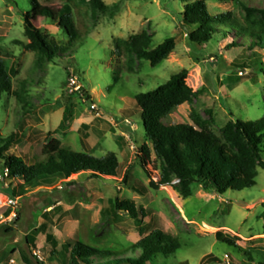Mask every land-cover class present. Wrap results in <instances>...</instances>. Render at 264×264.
Instances as JSON below:
<instances>
[{"label": "rangeland", "instance_id": "rangeland-1", "mask_svg": "<svg viewBox=\"0 0 264 264\" xmlns=\"http://www.w3.org/2000/svg\"><path fill=\"white\" fill-rule=\"evenodd\" d=\"M89 1L75 0L79 16L74 13V20L87 29L70 45L56 25L35 22L44 35L69 50L54 62L37 67L33 53L13 43L28 42L23 28V15L31 10L28 1L0 0V58L12 85L11 93L0 99V134L16 133L24 138L10 153L30 163L39 156L42 145L57 138L64 148L96 158L114 153L119 162L118 174L112 178L90 180L77 175L67 181L51 180L28 187L16 198L0 192V264H24L20 253L30 264H36L35 260L69 264V252L63 246L66 241H80L98 250H124L153 230L182 240L176 259L156 264H200L210 254L220 260L228 255L237 263L242 257L239 251L264 258V170L257 169L252 189L224 196L194 186L192 195L184 198L176 181L155 190L151 183H159L160 163L152 150L149 160L140 153L144 138L140 114L125 115L135 110L137 94L158 88L185 69L187 86L201 92L193 107L206 120L210 110L217 135L229 122H254L264 115V53L262 59L257 58V65H251L248 52L238 60L247 67L238 70L232 62L241 48L229 47L233 36L190 43L191 30L183 23L185 3L181 0H100L110 8L107 14L91 11ZM205 1L210 14L230 13L243 25V12L235 2ZM248 1L264 6V0ZM40 3L59 10L66 0ZM142 32L151 36L150 49L174 39V51L156 67L125 52L120 57L114 53L116 40ZM71 77L80 80L82 96L67 93ZM16 91L22 92L28 107L18 102L13 95ZM190 110L184 104L163 123L192 125ZM66 111L67 123L62 124ZM136 182L147 189L146 195L131 190ZM19 185L14 181L12 187L16 191ZM6 187L0 175V190ZM8 197L14 206H8ZM115 199L133 202L142 216L134 220L118 212L116 218L103 217ZM42 226L44 230L34 234ZM218 233L230 239L236 249L220 243ZM47 234L58 242L56 248L46 241ZM30 237L33 245L26 244Z\"/></svg>", "mask_w": 264, "mask_h": 264}, {"label": "trees", "instance_id": "trees-1", "mask_svg": "<svg viewBox=\"0 0 264 264\" xmlns=\"http://www.w3.org/2000/svg\"><path fill=\"white\" fill-rule=\"evenodd\" d=\"M27 1L31 10L23 15V28L28 42L13 43L33 53L34 66L42 67L46 63L54 62L69 50L44 35L35 26L37 20L56 25L67 37L68 45L75 43L79 34L82 35L87 28L74 20V13L76 17L79 16L75 0H66V4L59 10L42 6L40 0ZM81 1L84 3L86 0ZM228 1L235 2L242 10L243 25L235 21L230 13L210 14L205 0H181L185 3L183 23L191 30L188 35L189 42L199 45L212 38L226 39L233 36L235 40L230 42L229 47L241 48L240 55L232 62L233 67L238 70L246 68L247 65L240 62L248 52L252 57L251 65H257V60L262 59L261 54L264 53V6L252 4L248 0ZM88 6L91 11L102 14L110 11L100 0H90ZM151 44V36L142 32L127 40H116L114 53L120 57L125 52L156 67L175 49L173 38L166 39L154 49H150ZM187 77L188 71L182 69L158 88L137 94L133 98L135 110L125 112L126 118L140 114L144 133L140 153L149 160L152 150L155 159L160 163L159 183H151V187L157 190L159 186L170 185L176 181L177 189L184 198L192 195L194 186H201L204 191L220 196L227 192L252 189L256 185L257 169L264 170V115L254 122L240 119L229 122L217 135L212 130L210 110L206 111L209 116L206 120L194 109V103L201 92H194L187 86ZM11 89L10 75L5 62L0 58V99L11 93ZM22 92H13V95L26 108L28 104ZM184 104L191 108L189 120L192 125H165L163 120ZM67 115L68 111L62 118V124L67 123ZM23 139V136L16 133L5 137L0 134V175L7 185L0 192L12 198L23 194L28 187L51 180L67 181L77 175H86L90 180H103L118 174L119 162L114 153L96 158L62 147L57 138L42 145L39 156L27 163L25 159L10 153ZM14 181L20 182L16 191L12 187ZM131 190L141 196L147 193V189L139 182L132 185ZM118 212L134 220H138L143 214L133 202L115 199L109 209L103 212V217L116 218ZM41 229L44 230V227L35 230L34 234L40 233ZM216 238L220 243L235 248L233 242L222 234H216ZM46 241L54 248L58 245L51 234L46 235ZM26 244L33 245V237L26 238ZM63 246L69 252V264H156L158 260L176 259L178 251L182 249V240L180 237L153 230L124 250H98L76 240L66 241ZM239 253L242 256L239 262L229 259V264H264V258L260 256L248 252ZM20 256L24 264H30L24 253H20ZM35 261L36 264H42ZM200 264L226 263L210 254Z\"/></svg>", "mask_w": 264, "mask_h": 264}, {"label": "built area", "instance_id": "built-area-1", "mask_svg": "<svg viewBox=\"0 0 264 264\" xmlns=\"http://www.w3.org/2000/svg\"><path fill=\"white\" fill-rule=\"evenodd\" d=\"M82 92H83V86L80 83V80L77 77H71V78H69L68 85H67V93L69 95L81 94V96H82L83 95ZM7 203H8V206L9 207L15 205V202L13 201V199H11L9 197L7 198ZM34 255L36 257H39V255L36 254V253H34ZM223 261L226 264H229V258H228L227 255H225V258L223 259Z\"/></svg>", "mask_w": 264, "mask_h": 264}]
</instances>
